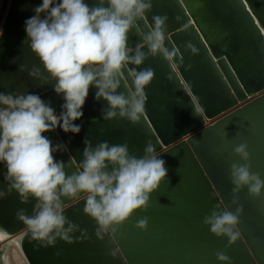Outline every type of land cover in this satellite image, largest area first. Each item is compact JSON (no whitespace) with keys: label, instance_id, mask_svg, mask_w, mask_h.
Instances as JSON below:
<instances>
[{"label":"water","instance_id":"water-1","mask_svg":"<svg viewBox=\"0 0 264 264\" xmlns=\"http://www.w3.org/2000/svg\"><path fill=\"white\" fill-rule=\"evenodd\" d=\"M40 3L0 0V91L39 94L58 113L63 101L52 89L53 82L41 84L19 70L20 65L42 69L21 43L24 20ZM151 4L138 21L139 32L133 28L128 33L127 44L134 48L141 43L140 32L150 29L153 16H167L165 46L175 54L169 61L157 52L137 66L153 70L141 119L136 123L103 119L106 101L95 100L96 89L90 87L83 115L74 122L81 125L80 132L65 133L57 127L42 135L67 145L68 151L58 150L54 158L69 164L83 158L85 139L93 145L126 142L138 157L151 142L166 162L167 176L150 194L147 207L134 210L103 239L96 235L95 220L83 211L84 201L70 203L64 215L78 225L71 242L57 238L45 247L30 236L18 239L26 264H264V188L252 195L244 186L234 194L230 177L233 163H245L233 151L243 143L250 173L264 180V0H151ZM143 50L148 51L146 46ZM2 172L0 166V189H5ZM34 203L31 199L22 203L15 191L0 199V228L8 238L19 237L25 229L17 211L31 215ZM224 207L242 209L236 226L240 235L234 242L216 236L203 223L213 210ZM143 219L147 223L141 228L138 221ZM8 248V243L0 245V264H7ZM217 253L229 259L220 261Z\"/></svg>","mask_w":264,"mask_h":264},{"label":"clouds","instance_id":"clouds-1","mask_svg":"<svg viewBox=\"0 0 264 264\" xmlns=\"http://www.w3.org/2000/svg\"><path fill=\"white\" fill-rule=\"evenodd\" d=\"M151 7V0H94L91 5L86 0H41L32 9L34 15L24 20L21 43L38 58L42 69L20 65L19 70L28 71L41 84L53 82L52 89L63 103L57 113L39 94L0 91V166L6 182L0 199L15 191L22 203L35 201L31 215L24 209L16 213L25 225L20 241L30 236L45 247L54 245L57 238L71 242L78 225L64 211L80 200L84 201L83 211L97 224V237L103 239L134 210L147 207L150 194L166 178V162L151 142L138 157L126 142L93 145L85 139L83 158L69 164L54 158L58 150L68 151L67 145L54 144L42 135L57 127L65 133H79L81 125L74 122L83 115L90 87L96 89L95 100L106 101L101 109L103 119L123 118L132 123L141 119L147 99L145 86L152 80L153 70H138L137 66L157 52L169 61L175 54L165 46L167 16H153L150 29L140 32L141 43L128 46V33ZM188 47L196 52L191 44ZM233 151L245 161L230 166L233 193L247 186L250 194L259 195L264 180L250 173L247 145L241 143ZM72 166L75 170L68 171ZM241 210H213L203 223L216 236L234 242L240 235L236 226ZM146 223V219L140 220L138 226L143 228ZM8 237L0 228V241ZM217 259L229 258L217 253Z\"/></svg>","mask_w":264,"mask_h":264},{"label":"rangeland","instance_id":"rangeland-1","mask_svg":"<svg viewBox=\"0 0 264 264\" xmlns=\"http://www.w3.org/2000/svg\"><path fill=\"white\" fill-rule=\"evenodd\" d=\"M10 248L11 249H10V255H9V257L11 259V262L13 264H26L25 261H24V259H23V257H22V255L20 254L18 248H16L15 246L14 247L11 246Z\"/></svg>","mask_w":264,"mask_h":264},{"label":"bare ground","instance_id":"bare-ground-1","mask_svg":"<svg viewBox=\"0 0 264 264\" xmlns=\"http://www.w3.org/2000/svg\"><path fill=\"white\" fill-rule=\"evenodd\" d=\"M3 243H8L9 244V248H8V250L6 252V261H7V264H13L11 262L10 257H9V255H10V249H11L10 247L11 246H13V247L15 246L16 248H18V237L17 236H12V237L4 240V241H0V245H2Z\"/></svg>","mask_w":264,"mask_h":264}]
</instances>
